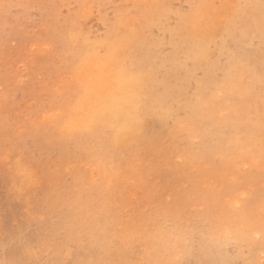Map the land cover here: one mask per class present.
Here are the masks:
<instances>
[{"label": "rangeland", "instance_id": "1", "mask_svg": "<svg viewBox=\"0 0 264 264\" xmlns=\"http://www.w3.org/2000/svg\"><path fill=\"white\" fill-rule=\"evenodd\" d=\"M220 11L222 15H214ZM223 14H227L226 20ZM120 15L124 16L120 18ZM193 18L205 22L192 26L189 20ZM215 18L221 20L217 22ZM127 19L128 21H125ZM212 19L214 23L211 25ZM229 20L232 21L231 24L228 23ZM131 27L135 28L133 31L136 33L129 38L131 41L128 43L131 46L128 43L122 46L120 53L111 60L116 68L111 63L108 69L110 71V67H113L116 69L114 71L111 68L114 72L106 69L104 72L109 80L110 76L107 74L115 73L119 62L126 56H130V61L142 66L145 76L148 77L145 81L151 85V92H146L148 95L143 93L147 98L144 97L142 110L146 108L152 119L149 121L150 125H144V131L136 134L138 138L128 135L123 138V144H120L118 135L110 136L105 131L106 127L112 125L105 119V122L101 123L103 119L94 118L87 126H81L79 119L73 118H79V109L90 99L85 101L88 95L83 81L80 80L83 77L78 78L82 76L79 72L83 66L79 64L86 58L90 59L96 50L89 44L92 41L89 38L94 42L96 39L112 46L113 39L126 32L130 34ZM263 27L264 0H0V261L8 260L12 264H120L123 260L124 264H140L150 259L155 261V258L156 261H169L176 255L177 250L187 247L183 264H264V227L260 216V210L264 207V88L261 87L264 85ZM87 30H91V34L84 33ZM215 31H219V34ZM83 35H87L85 37L90 41ZM82 38H85L86 43ZM80 40L82 42L79 43ZM70 41H73L72 44ZM44 42H48L47 45ZM45 45H50L51 48L45 49ZM88 48L92 49L90 53ZM99 52L103 55L104 50ZM238 58L243 66L247 64L243 72H239L234 66ZM63 69L69 70L66 72ZM219 73H223L220 74L221 77ZM226 73L230 75L227 84L224 83ZM61 80L64 82L61 83ZM106 89H109V86H102L99 92L102 94ZM178 101L180 102L177 104ZM152 107V110L149 109ZM96 122L101 125L98 126ZM66 125L71 129H67ZM28 161L31 162L28 163L30 166L26 165ZM68 164L71 165L70 169ZM65 165L68 170L64 169ZM17 167L27 168L29 174H32L30 178L25 180ZM37 169L41 173L38 174ZM260 181L263 184H260ZM111 196L114 198H110ZM98 217L102 219H97ZM84 220L86 221L83 222ZM229 231L233 233L231 242L224 237V233ZM70 232H74L73 235Z\"/></svg>", "mask_w": 264, "mask_h": 264}, {"label": "bare ground", "instance_id": "2", "mask_svg": "<svg viewBox=\"0 0 264 264\" xmlns=\"http://www.w3.org/2000/svg\"><path fill=\"white\" fill-rule=\"evenodd\" d=\"M230 1V0H229ZM240 1V0H239ZM109 2V1H108ZM133 2V1H132ZM136 2V1H135ZM144 2V1H143ZM149 2V1H148ZM153 2H154V0H153ZM167 2H169V1H167ZM171 2V1H170ZM233 2V1H232ZM253 2V1H252ZM127 3H128V1H127ZM216 3V2H215ZM219 3V2H218ZM222 3V2H221ZM126 4V3H125ZM150 4V3H149ZM220 4V3H219ZM244 4H245V2H244ZM84 5H85V3H84ZM129 5V4H128ZM137 5V4H136ZM214 5V4H213ZM226 5V4H225ZM232 5H233V3H232ZM232 5H230V6H232ZM249 5V4H248ZM132 6H133V4H132ZM134 6H135V4H134ZM150 6V5H149ZM230 6H229V8H230ZM239 6V5H238ZM128 7V6H127ZM137 6H135V8H136ZM250 7V6H249ZM125 8V7H124ZM124 8H123V10H124ZM228 8V7H227ZM229 8L227 9V11L229 10ZM121 9V8H120ZM138 9H140V8H138ZM219 10L221 9V8H218ZM234 9V8H233ZM239 9V8H238ZM214 10V9H213ZM250 10V9H249ZM130 11H132V10H130ZM130 11H128V12H130ZM153 11V10H152ZM151 11V12H152ZM232 11V9H230V12ZM199 12V11H198ZM209 12V11H208ZM212 12V11H211ZM215 12V11H214ZM214 12H212V13H214ZM222 11H220L218 14H214V15H219L220 13H221ZM249 12V11H248ZM116 13V12H115ZM120 13H121V10H120ZM140 13V12H139ZM142 13V12H141ZM164 13H165V11H164ZM241 13H242V11H241ZM244 13V12H243ZM125 14V13H124ZM143 14V13H142ZM150 14V13H149ZM230 14V13H229ZM228 14V15H229ZM237 14H238V12H237ZM240 14V13H239ZM116 15H117V13H116ZM199 15V14H198ZM212 15V14H211ZM220 15H222V13L220 14ZM219 15V16H220ZM224 15V14H223ZM232 15V14H231ZM230 15V16H231ZM234 15V14H233ZM122 16H124V15H120V18H122ZM142 16V15H141ZM153 16V15H152ZM205 16V15H204ZM218 16V17H219ZM226 16H227V14H226ZM225 15H224V19H225V17H226ZM235 16V15H234ZM238 16V15H237ZM248 16H249V13H248ZM74 17V16H73ZM110 17H112V16H110ZM117 17V16H116ZM130 17H131V15H130ZM151 17V16H150ZM198 17V16H197ZM196 17V18H197ZM213 17V16H212ZM211 17V18H212ZM240 17H241V15H240ZM123 18H125V17H123ZM127 18V17H126ZM125 18V19H126ZM230 18V17H229ZM228 18V19H229ZM247 18H249V17H247ZM108 19V18H107ZM116 19V18H115ZM115 19H114V22H115ZM129 19V18H128ZM128 19L127 20H125V21H128ZM134 20H135V18H133ZM152 19V18H151ZM198 19V18H197ZM207 19V18H206ZM205 19V20H206ZM214 19V18H213ZM213 19L210 21V22H212L213 21ZM216 19V18H215ZM240 19V18H239ZM73 20V19H72ZM220 20H221V18H220ZM220 20H217L216 19V21L218 22V21H220ZM226 20V19H225ZM243 20V19H242ZM120 21V20H119ZM118 21V22H119ZM130 21V20H129ZM133 21V20H132ZM145 21V20H144ZM73 22V21H72ZM135 22V21H134ZM146 22V21H145ZM243 22V21H242ZM209 23V22H208ZM214 22H212V23H210L211 25L213 24ZM216 23V22H215ZM241 23V22H240ZM243 23H245V22H243ZM77 25H78V23H76ZM75 24V25H76ZM217 24V23H216ZM216 24H214V25H216ZM219 24V23H218ZM217 24V25H218ZM225 24H226V22H225ZM257 24V23H256ZM106 25V24H105ZM112 25V24H111ZM201 25V24H200ZM203 25V24H202ZM216 25V26H217ZM220 25V24H219ZM140 26V25H139ZM204 26H205V24H204ZM227 26V25H226ZM255 26V25H254ZM258 26V25H257ZM126 27H128V25H126ZM207 27H208V25H207ZM219 27V26H218ZM260 27V26H259ZM70 28V27H69ZM76 28V27H75ZM129 28V27H128ZM134 28V27H133ZM133 28L131 27L130 28V30H131V33L130 34H128L127 32H126V34H124V35H122V34H120V37H116V36H114V37H116V39L114 40L113 39V41H112V39H111V41L112 42H114L115 41V43H112L111 42V44H113L112 46L111 45H109V43L107 44V43H104V42H98L99 40H96L95 39V42H94V40L93 39H91V38H89L90 40H92L91 42H89L90 40L89 39H87L85 36H87V35H83V37H85L86 38V40H88V42H89V44L90 45H92L94 48H96V50L95 51H93V55H92V57L90 58V59H88V58H86L85 59V61L82 63V59L80 60V63H82V64H79V63H77V65L79 64V66L80 65H83L82 66V70H81V68L79 69V70H81L80 72H79V74L80 75H82V76H78V78H80V77H83L82 79H80V80H82L83 81V83H84V85H85V87H86V93H87V95H88V97H84L86 100L85 101H87V99L88 98H90V99H88V101L87 102H85L84 104H83V106L81 107V109H79L80 111H78L77 113H78V116H79V118H77V117H74L73 119H79V121H78V123H79V125H81V126H87L91 121H93L94 120V118L95 119H105L106 120V122H109V123H111V124H113V123H118V124H120V125H125V122L127 121V124L125 125V127L123 128V130L121 131V133L118 135V141L120 140V144H123L122 142H123V138L125 137V136H128V135H132V136H137L136 134L137 133H139L141 130H143V128H144V125H146V124H148L149 123V121H150V119H152L151 117L152 116H149V114L146 112V108H144L143 110H141V113H140V116H139V118H138V122L137 123H135V124H133L132 123V121H131V119H130V117H129V113L132 111V105L130 104V103H126L125 101H128L129 100V98H130V96L133 94V93H135L136 95H139V96H142V97H145V95L144 94H146V95H148V93H146V92H151V85H150V83L148 84V82H146L145 81V79H147L148 77L147 76H143V78L140 80V81H138V82H136V83H133V84H128V83H125V82H123V81H121L120 79H119V77H118V71H119V65L117 66L118 67V69H117V71L115 72V73H110V74H107V75H109L110 77H113V78H110L109 77V80H107V78H106V73L104 72V70L106 69V71H109V69H108V66H110L111 65V63H112V61L111 60H113V57H115V56H117V54H119L120 53V51H121V48H122V46H124V45H126L127 43H128V41L130 40L129 38L130 37H133V36H135L136 35V33H135V31H133ZM138 28H140V27H138ZM200 28V27H199ZM210 28H212V26H210ZM264 28V27H263ZM66 29V28H65ZM70 29H73V28H70ZM135 29V28H134ZM214 29H215V27H214ZM219 29H221V28H219ZM224 28H222V30H223ZM237 29H239V27L237 28ZM75 30V29H74ZM73 30V31H74ZM84 30V29H83ZM193 30H195V29H193ZM210 30V29H209ZM208 30V31H209ZM216 31L218 30V29H215ZM243 30V29H242ZM248 30V29H247ZM254 30V29H253ZM71 31V30H70ZM78 31H80V29L78 30ZM91 30H87V31H83L84 33H86V32H88L87 34H91V33H89ZM196 31V30H195ZM204 31V30H203ZM207 31V32H208ZM213 31V30H212ZM215 31V32H216ZM250 31V30H249ZM252 31V30H251ZM111 32V31H110ZM184 32V31H183ZM189 32V31H188ZM197 32H199V31H197ZM202 32V30L200 31V33ZM219 32V31H218ZM218 32H216V34H219ZM75 33H76V31H75ZM205 33H206V31H205ZM242 33V32H241ZM73 34V33H72ZM108 34V33H107ZM202 34V33H201ZM208 34H209V32H208ZM210 34H211V30H210ZM214 34V33H213ZM257 34V33H256ZM65 35V34H64ZM110 35V34H109ZM118 35V34H117ZM189 35V34H188ZM200 35V34H199ZM220 35H221V33H220ZM225 35V34H224ZM245 35V34H244ZM74 36V35H73ZM89 36V35H88ZM103 36V35H102ZM203 36V35H202ZM209 36V38L211 37L210 35H208ZM226 36V35H225ZM236 36V35H235ZM249 36V35H248ZM113 37V38H114ZM205 37V36H204ZM245 37V36H244ZM85 38H82L81 40L82 41H84L85 42ZM94 38V37H93ZM138 38V36L137 37H135V39H137ZM223 38H225V37H223ZM52 39V38H51ZM55 39V38H54ZM68 39V38H67ZM75 39V38H74ZM84 39V40H83ZM247 39V38H246ZM37 40V39H36ZM46 40V39H45ZM69 40V39H68ZM72 40H73V38H72ZM77 40V39H76ZM79 41V43L80 42H82V41ZM100 40H102V39H100ZM132 40H133V38H132ZM231 40V39H230ZM236 40V39H235ZM250 40V39H249ZM249 40H248V42H249ZM35 41V40H34ZM33 41V42H34ZM47 41H50V40H47ZM67 41V40H66ZM74 41V40H73ZM72 41V42H73ZM110 41V40H109ZM131 41V40H130ZM212 41V40H211ZM36 42V41H35ZM34 42V44H36V43H38V42H36L35 43ZM55 42H56V40H55ZM71 42V41H70ZM72 42H71V44H72ZM107 42V41H106ZM210 42V41H209ZM217 42V41H216ZM226 42V41H225ZM231 42V41H230ZM239 42V41H238ZM252 42V41H251ZM47 43L48 42H44V44H46L47 45ZM54 43V42H53ZM66 43V42H65ZM75 43V42H74ZM86 43V42H85ZM130 43H132V42H130ZM212 43V42H211ZM255 43V42H254ZM257 43V42H256ZM259 43V42H258ZM40 44H42V43H40ZM44 44H42V45H44ZM64 44V43H63ZM89 44L87 45V46H89ZM129 44V43H128ZM135 44V43H134ZM195 44V43H194ZM207 44H209V43H207ZM206 44V45H207ZM227 44H228V42H227ZM46 45H45V49L47 48V47H49V48H51L50 47V45L49 46H47L46 47ZM130 45V44H129ZM129 45H127V46H129ZM228 45H230V44H228ZM233 45V44H232ZM242 45V44H241ZM253 45H255V44H253ZM79 46V45H78ZM127 46H125V47H127ZM131 46V45H130ZM208 46V45H207ZM224 46V45H223ZM249 46V45H248ZM54 47V46H53ZM61 47V46H60ZM65 47H66V45H65ZM80 47V46H79ZM193 47V46H192ZM206 46H204V48H205ZM226 47V46H225ZM238 47V46H237ZM38 48H39V46H38ZM43 48V47H42ZM48 48V49H49ZM57 48V47H56ZM55 48V49H56ZM59 48V47H58ZM208 48V47H207ZM210 48V47H209ZM218 48V47H217ZM235 48V47H234ZM240 48H241V46H240ZM264 48V47H263ZM262 48V49H263ZM47 49V50H48ZM65 49V48H64ZM79 49H81V47L79 48ZM89 49V48H88ZM101 49H103L104 50V53H103V55H101V52H99ZM124 49V48H123ZM127 49L128 48H126V50L125 51H127ZM230 49V48H229ZM228 49V50H229ZM247 49V48H246ZM43 50V49H42ZM73 50V49H72ZM90 50V49H89ZM238 50H239V47H238ZM249 50H250V48H249ZM59 51V50H58ZM70 51V50H69ZM92 51V49L89 51V53ZM223 51V50H222ZM231 51H233L232 49H231ZM235 51H237V50H235ZM31 52V51H30ZM29 52V53H30ZM38 52V51H37ZM51 52V51H50ZM63 52V51H62ZM66 52V51H65ZM95 52V53H94ZM123 52V51H122ZM213 51H211V53H212ZM33 53V52H32ZM46 53V52H45ZM54 53V52H53ZM69 53V52H68ZM209 53V52H208ZM235 53V52H234ZM240 53V52H239ZM47 54V53H46ZM50 54V53H49ZM67 54V53H66ZM215 54V53H214ZM213 54V55H214ZM218 54V53H217ZM223 54V53H222ZM221 54V55H222ZM41 55V54H40ZM61 55V54H60ZM65 55V54H64ZM70 55V54H69ZM72 55V54H71ZM126 55V54H125ZM124 55V56H125ZM211 55V54H210ZM248 55V54H247ZM262 55V54H261ZM49 56V55H48ZM73 56H74V53H73ZM78 56V55H77ZM223 56H224V54H223ZM226 56V55H225ZM229 56V55H228ZM227 56V57H228ZM233 56V55H232ZM37 57V56H36ZM35 57V58H36ZM43 57V56H42ZM41 57V58H42ZM44 57H46V55L44 56ZM58 57V56H57ZM68 57H71V56H68ZM67 57V58H68ZM130 57V56H129ZM237 57V56H236ZM34 58V57H33ZM34 58V59H35ZM72 58V57H71ZM79 58V57H78ZM226 58V57H225ZM229 58V57H228ZM235 57H233V59H234ZM43 59V58H42ZM41 59V60H42ZM118 60H120L119 58H117ZM223 59V58H222ZM32 60V59H31ZM46 60V59H45ZM68 60H69V58H68ZM154 60V59H153ZM209 60V59H208ZM229 60V59H228ZM235 60V59H234ZM250 60H252V59H250ZM62 61H63V59H62ZM75 61V60H74ZM230 61V60H229ZM64 62V61H63ZM77 62V61H76ZM204 62H206V61H204ZM29 63V62H28ZM33 63V62H32ZM31 63V64H32ZM45 63H46V61H45ZM228 63V62H227ZM232 63V62H231ZM248 63V62H247ZM52 64V63H51ZM55 64V63H54ZM57 64H58V62H57ZM63 64V63H62ZM72 64V63H71ZM73 64H74V62H73ZM113 64H115L114 62L112 63V66H113ZM255 64V63H254ZM253 64V65H254ZM28 64H26V66H27ZM48 65V64H47ZM68 65H69V63H68ZM117 65V64H116ZM223 65H225V64H223ZM231 65V64H230ZM245 65H247V64H245ZM243 66L242 65V63H241V60L238 58V59H236V61L234 62V66H235V68L240 72V71H242L243 72V70H244V67H246V66ZM32 66V65H31ZM37 66V65H36ZM51 66V65H50ZM75 66V65H74ZM78 66V67H79ZM43 67H44V65H43ZM53 67H54V65H53ZM62 67V66H61ZM68 67V66H67ZM73 67V66H72ZM113 67H115V66H113ZM113 67H110V71L111 72H114L115 70L113 69ZM219 67V66H218ZM232 67V69H233V66H231ZM230 67V68H231ZM25 68V67H24ZM111 68L114 70H111ZM116 68V67H115ZM223 68V67H222ZM253 68H255V67H253ZM26 69V68H25ZM24 69V70H25ZM29 69V68H28ZM72 69V68H71ZM108 69V70H107ZM224 69V68H223ZM43 70V69H42ZM49 70V69H48ZM57 69H55V71H56ZM64 70V69H63ZM66 70H69V69H66ZM66 70H64V71H66ZM73 70H75V69H73ZM94 70H96V71H94ZM148 70V69H147ZM210 70V69H209ZM212 70V69H211ZM215 70H217V69H215ZM218 70H219V68H218ZM26 71V70H25ZM31 71V70H30ZM109 71V72H110ZM191 71V70H190ZM4 72V71H3ZM24 72V71H23ZM22 72V73H23ZM67 72V71H66ZM78 72V71H77ZM84 72H86V73H84ZM214 72V71H213ZM233 72V71H232ZM44 73V72H43ZM61 73V72H60ZM63 73V72H62ZM71 73H73V72H71ZM97 73V74H96ZM156 73V72H155ZM198 73V72H197ZM209 73V72H208ZM10 74V73H9ZM18 74H19V72H18ZM17 74V75H18ZM39 74V73H38ZM51 74V73H50ZM74 74H76V72L74 73ZM78 74V73H77ZM115 74V75H114ZM185 74H187V73H185ZM194 74V73H193ZM220 74L221 73H219L218 75L220 76ZM223 74V73H222ZM221 74V75H222ZM232 74V73H231ZM254 74V73H253ZM11 75V74H10ZM63 75H64V73H63ZM69 75V74H68ZM151 75V74H150ZM195 75V74H194ZM203 75V74H202ZM209 75H211V74H209ZM236 75V74H235ZM247 75V74H246ZM22 76H23V74H22ZM26 76H27V74H26ZM43 76V75H42ZM41 76V77H42ZM45 76V75H44ZM55 76H56V74H55ZM214 76H216V73H215V75ZM18 77H19V75H18ZM51 77V76H50ZM152 77V76H151ZM154 77V76H153ZM189 77H190V74H189ZM195 77V76H194ZM200 77V76H199ZM221 77V76H220ZM229 77H230V75H229ZM258 77V76H257ZM15 78V77H14ZM66 78V77H65ZM72 78H74V76L72 77ZM188 78V77H187ZM202 78V77H201ZM204 78H206V77H204ZM212 78V77H211ZM218 78V77H217ZM260 77H258V79H259ZM23 79V78H22ZM112 79V80H111ZM190 79H192L191 77H190ZM213 79V78H212ZM215 79V78H214ZM167 80V79H166ZM203 80H205V79H203ZM251 80V79H250ZM12 81V80H11ZM32 81V80H31ZM51 81V80H50ZM183 81V80H182ZM192 81V80H191ZM215 81V80H214ZM221 81V80H220ZM8 82V81H7ZM20 82H21V80H20ZM26 82V81H25ZM64 82V81H63ZM62 82V80H61V83H63ZM67 82H69L68 80H67ZM74 82V81H73ZM184 82H186V80L184 81ZM183 82V83H184ZM15 83V82H14ZM174 83V82H173ZM179 83H180V81H179ZM202 83V82H201ZM205 83V82H204ZM222 83V82H221ZM225 83V82H224ZM255 83H256V81H255ZM57 84V83H56ZM160 84V83H159ZM189 84V83H188ZM206 84V83H205ZM204 84V85H205ZM242 84V83H241ZM14 85V84H13ZM40 85V84H39ZM63 85V84H62ZM180 85V84H179ZM185 85V84H184ZM213 85V84H212ZM211 85V86H212ZM218 85V84H217ZM245 85V84H244ZM248 85V84H247ZM56 86V85H55ZM58 86V85H57ZM56 86V87H57ZM69 86V85H68ZM79 86V85H78ZM102 86H103V88H108V86H109V89H106L105 90V92L104 93H100L99 91H100V89L102 88ZM158 86V85H157ZM167 86V85H166ZM221 86V85H220ZM16 87V86H15ZM40 87H42V86H40ZM64 87H65V85H64ZM187 87V86H186ZM201 87V86H200ZM208 87V86H207ZM249 87H250V85H249ZM262 88H264V85L263 86H261ZM18 88V87H17ZM54 88V87H53ZM169 88V87H168ZM173 88V87H172ZM177 88V87H176ZM211 88V87H210ZM215 88V87H214ZM245 88V87H244ZM247 88V87H246ZM252 88V87H251ZM55 89V88H54ZM95 89V90H94ZM178 89V88H177ZM201 89V88H200ZM199 89V90H200ZM216 89V88H215ZM218 89H220V87L218 88ZM221 89H222V86H221ZM255 89V88H254ZM20 90V89H19ZM31 90V89H30ZM206 90V89H205ZM204 90V91H205ZM217 90V89H216ZM232 90V89H231ZM242 90V89H241ZM33 91V90H32ZM80 91V90H79ZM203 91V92H204ZM251 91V90H250ZM145 92V93H144ZM193 92H195V91H193ZM205 92H207V91H205ZM205 92H204V94H205ZM228 92V91H227ZM241 92V91H240ZM246 92V91H245ZM256 92V91H255ZM26 93V92H25ZM99 93V94H98ZM144 93V94H143ZM174 93V92H173ZM216 93V92H215ZM248 93V92H247ZM46 94V93H45ZM67 94V93H66ZM187 94H189V93H187ZM187 94H185V95H187ZM203 94V95H204ZM222 94V93H221ZM239 94V93H238ZM178 95V94H177ZM193 95V94H192ZM210 95V94H209ZM261 95V94H260ZM49 96V95H48ZM70 96V95H69ZM72 96V95H71ZM80 96V95H79ZM92 96V97H91ZM153 96V95H152ZM190 96V95H189ZM222 96H224V94L222 95ZM237 96V95H236ZM78 97V96H77ZM82 97V96H81ZM82 97V98H83ZM173 97V96H172ZM171 97V98H172ZM210 97V96H209ZM226 97V96H225ZM240 97V96H239ZM145 98H147V97H145ZM179 98V97H178ZM183 98H184V96H183ZM201 98V97H200ZM211 98V97H210ZM217 98V97H216ZM48 99V98H47ZM56 99V98H55ZM54 99V100H55ZM74 99V98H73ZM159 99V98H158ZM173 99V98H172ZM218 99V98H217ZM216 99V100H217ZM260 99V98H259ZM10 100V99H9ZM186 100V99H185ZM189 100H190V98H189ZM194 100V99H193ZM197 100H198V98H197ZM197 100H196V102H197ZM206 100V99H205ZM252 100V99H251ZM31 101V100H30ZM43 101V100H42ZM155 101V100H154ZM153 101V102H154ZM199 101V100H198ZM211 101V100H210ZM213 101V100H212ZM237 101V100H236ZM83 102V101H82ZM81 102V103H82ZM180 101H178L177 102V104L179 103ZM186 101H184V103H185ZM190 102V101H189ZM203 102V101H202ZM218 102V101H217ZM11 103V102H10ZM25 103V102H24ZM176 103V102H175ZM182 103V102H181ZM26 104V103H25ZM24 104V105H25ZM33 104V103H32ZM173 104V103H172ZM189 104V103H188ZM227 104V103H226ZM29 105V104H28ZM71 105V104H70ZM74 105V104H73ZM162 105V104H161ZM183 105V104H182ZM182 105H181V107H182ZM212 105V104H211ZM221 105V104H220ZM14 106V105H13ZM67 106V105H66ZM81 106V105H80ZM172 106V105H171ZM205 106V105H204ZM250 106V105H249ZM248 106V107H249ZM254 106V105H253ZM16 107V106H15ZM38 107V106H37ZM176 107H178V105L176 106ZM184 107V106H183ZM190 107V106H189ZM214 107V106H213ZM216 107V106H215ZM226 107V106H225ZM238 107V106H237ZM23 108V107H22ZM72 108V107H71ZM155 108V107H154ZM169 108H171V107H169ZM185 108V107H184ZM202 108V107H201ZM220 108H222V107H220ZM254 108V107H253ZM12 109V108H11ZM149 109H153V107L152 108H149ZM179 109V108H178ZM191 109V108H190ZM216 109V108H215ZM157 110V109H156ZM155 110V111H156ZM174 110V109H173ZM184 110V109H183ZM198 111H199V109H197ZM224 110V109H223ZM228 110H229V108H228ZM240 110V109H239ZM8 111V110H7ZM69 111V110H68ZM170 111V110H169ZM177 111V110H176ZM190 111V110H189ZM221 111V110H220ZM39 112V111H38ZM43 112V111H42ZM55 112V111H54ZM157 112H158V110H157ZM193 112H194V110H193ZM71 113V112H70ZM150 113H152L151 111H150ZM154 113V112H153ZM171 113V112H170ZM173 113H175V112H173ZM178 113V112H177ZM247 113V112H246ZM12 114V113H11ZM31 114V113H30ZM50 114V113H49ZM57 114V113H56ZM157 114V113H156ZM176 114V113H175ZM221 114V113H220ZM236 114V113H235ZM240 114V113H239ZM9 115V114H8ZM14 115V114H13ZM158 115H159V112H158ZM205 115H206V113H205ZM251 115V114H250ZM11 116V115H10ZM34 116V115H33ZM47 116V115H46ZM54 116V115H53ZM162 116V115H161ZM166 116V115H165ZM178 116V115H177ZM177 116H175V117H177ZM229 116V115H228ZM245 116V115H244ZM180 117V116H179ZM224 118V117H223ZM26 119V118H25ZM71 119H72V117H71ZM174 119H176V118H174ZM194 119V118H193ZM192 119V120H193ZM215 119V118H214ZM243 119V118H242ZM18 120V119H17ZM101 121V123H104L105 122V120L104 121ZM163 120V119H162ZM170 120V119H169ZM168 120V121H169ZM201 120V119H200ZM207 120V119H206ZM232 120V119H231ZM249 120H250V118H249ZM76 121V120H75ZM100 121V120H99ZM175 121V120H174ZM173 121V122H174ZM213 121V120H212ZM151 122V121H150ZM164 122V121H163ZM162 122V123H163ZM177 122V121H176ZM175 122V123H176ZM184 122V121H183ZM210 122V121H209ZM256 122V121H255ZM2 123V122H1ZM67 123V122H66ZM70 123H71V120H70ZM101 123H99V122H96V124L99 126V124L101 125ZM169 123H170V121H169ZM196 123H197V121H196ZM227 123V122H226ZM38 124V123H37ZM40 124V123H39ZM69 124V123H68ZM73 124V123H72ZM93 125H94V123H92ZM95 124V125H96ZM154 124H156V123H154ZM153 124V125H154ZM199 124V123H198ZM201 124V123H200ZM233 124V123H232ZM251 124H252V122H251ZM19 125V124H18ZM26 125V124H25ZM64 125V124H63ZM96 125V126H97ZM149 125H150V123H149ZM173 125H174V123H173ZM181 125V124H180ZM222 125H223V123H222ZM226 125V124H225ZM69 126V125H68ZM67 125H66V128L68 127ZM70 126H71V124H70ZM77 126V125H76ZM92 126V125H91ZM96 126H93V128H95ZM155 126V125H154ZM158 126H160V124L158 125ZM184 126V125H183ZM229 126V125H228ZM227 126V127H228ZM8 127V126H7ZM11 127V126H10ZM20 127H22V126H20ZM38 127V126H37ZM72 127V126H71ZM78 127V126H77ZM103 127V126H102ZM166 127H168V126H166ZM165 127V128H166ZM179 127V126H178ZM182 127V126H181ZM234 127V126H233ZM17 128H18V126H17ZM64 128V127H63ZM65 128V129H66ZM70 127H68L67 129H69ZM74 128V127H73ZM76 128V127H75ZM83 128V127H82ZM87 128V127H86ZM164 128V127H163ZM223 128V127H222ZM251 128V127H250ZM1 129V128H0ZM65 129H64V131H65ZM71 129V128H70ZM69 129V130H70ZM87 129H90V128H87ZM92 129V128H91ZM145 129V128H144ZM178 129V128H177ZM180 129V128H179ZM204 129V128H203ZM202 129V130H203ZM218 129V128H217ZM24 130V129H23ZM38 130V129H37ZM58 130V129H57ZM79 130V129H78ZM97 130V129H96ZM175 130H176V128H175ZM201 130V129H200ZM214 130V129H213ZM252 130V129H251ZM17 131V130H16ZM39 131V130H38ZM144 131V130H143ZM179 131V130H178ZM218 131V130H217ZM49 132V131H48ZM68 132H70V131H68ZM166 132V131H165ZM183 132V131H182ZM216 132V131H215ZM24 133V132H23ZM100 133H102V132H100ZM104 134H105V132H103ZM102 133V134H103ZM142 133V132H141ZM144 133V132H143ZM142 133V134H143ZM181 133V132H180ZM232 133H234V132H232ZM66 134V133H65ZM69 134V133H68ZM158 134V133H157ZM170 134H171V132H170ZM183 134H184V132H183ZM196 134V133H195ZM204 134V133H203ZM236 134H238V133H236ZM85 135V134H84ZM138 135H141V134H138ZM178 135V134H177ZM212 135V134H211ZM62 136V135H61ZM60 136V137H61ZM69 136V135H68ZM158 136V135H157ZM184 136V135H183ZM187 136V135H186ZM203 136V135H202ZM237 136V135H236ZM6 137V136H5ZM90 137V136H89ZM94 137H95V135H94ZM99 137V136H98ZM193 137V136H192ZM86 138V137H85ZM90 138H92V137H90ZM136 138H138V136L136 137ZM141 138V137H140ZM213 138V137H212ZM255 138V137H254ZM44 139H46V138H44ZM50 139V138H49ZM75 139H76V137H75ZM188 139H190V138H188ZM28 140V139H27ZM48 140V139H47ZM82 140V139H81ZM88 140V139H87ZM92 140V139H91ZM134 140V139H133ZM136 140V139H135ZM157 140V139H156ZM159 140V139H158ZM183 140V139H182ZM196 140V139H195ZM206 140V139H205ZM204 140V141H205ZM79 141H80V139H79ZM95 141V140H94ZM96 141H98V140H96ZM137 141V140H136ZM175 141V140H174ZM191 141V140H190ZM234 141V140H233ZM5 142V141H4ZM74 142V141H73ZM125 143L126 142H129V141H124ZM186 142V141H185ZM188 142V141H187ZM88 143H89V141H88ZM132 143V142H131ZM137 143V142H136ZM157 143V142H156ZM207 143V142H206ZM19 144H20V141H19ZM130 144V143H129ZM208 144V143H207ZM212 144H213V142H212ZM75 145H76V140H75ZM89 145V144H88ZM92 145V144H91ZM133 145V144H132ZM144 145V144H143ZM181 145V144H180ZM208 145H210V144H208ZM262 145V144H261ZM80 146V145H79ZM97 146V145H96ZM121 146V145H120ZM129 146H131V145H129ZM128 146V147H129ZM145 146V145H144ZM167 146V145H166ZM204 146V145H203ZM247 146V145H246ZM80 147H82V146H80ZM93 147H94V143H93ZM121 147H124V146H121ZM194 147V146H193ZM243 147V146H242ZM33 148V147H32ZM59 148V147H58ZM82 148H84V147H82ZM88 148V147H87ZM118 148V147H117ZM164 148V147H163ZM209 148V147H208ZM263 148V147H262ZM91 149V148H90ZM110 149V148H109ZM168 149V148H167ZM194 149V148H193ZM192 149V150H193ZM33 150H34V148H33ZM56 150V149H55ZM94 150V149H93ZM114 150V149H113ZM130 150V149H129ZM147 150H148V148H147ZM146 150V151H147ZM28 151V150H27ZM50 151V150H49ZM52 151V150H51ZM60 151V150H59ZM97 151V150H96ZM111 151V150H110ZM116 151V150H115ZM114 151V152H115ZM122 151V150H121ZM120 151V152H121ZM187 151V150H186ZM246 151V150H245ZM254 151V150H253ZM54 152V151H53ZM79 152H81V151H79ZM101 152V151H100ZM137 152V151H136ZM252 152V151H251ZM72 153V152H71ZM111 153H112V151H111ZM125 153V152H124ZM123 153V154H124ZM211 153V152H210ZM209 153V154H210ZM229 153V152H228ZM263 153V152H262ZM76 154V153H75ZM91 154V153H90ZM93 154V153H92ZM91 154V155H92ZM97 154V153H96ZM114 154V153H113ZM181 154H183V153H181ZM230 154V153H229ZM256 154V153H255ZM85 155V154H84ZM124 155H128V153H126V154H124ZM147 155V154H146ZM260 155V154H259ZM258 155V156H259ZM42 156H43V154H42ZM63 156V155H62ZM226 156V155H225ZM247 156V155H246ZM54 157V156H53ZM87 157V156H86ZM92 157V156H91ZM102 157H103V154H102ZM119 157V156H118ZM122 157H124L123 155H122ZM126 157V156H125ZM179 157V156H178ZM190 157H191V155H190ZM190 157H188V158H190ZM232 157V156H231ZM236 157V156H235ZM252 157V156H251ZM260 157H262V156H260ZM29 158V157H28ZM93 158V157H92ZM199 158V157H198ZM249 158V157H248ZM17 159V158H16ZM60 159V158H59ZM62 159V158H61ZM70 159H71V157H70ZM73 159V158H72ZM85 159V158H84ZM88 159V158H87ZM95 159V158H94ZM93 159V160H94ZM97 159V158H96ZM112 159V158H111ZM124 159V158H123ZM231 159V158H230ZM54 160V159H53ZM56 160V159H55ZM98 160V159H97ZM103 160H105V159H103ZM114 160V159H113ZM116 160H118V159H116ZM229 160V159H228ZM247 160V159H246ZM249 160V159H248ZM20 161V160H19ZM89 161V160H88ZM162 161V160H161ZM174 161V160H173ZM242 161V160H241ZM23 162V161H22ZM53 162V161H52ZM58 162V161H57ZM60 162V161H59ZM68 162V161H67ZM80 162V161H79ZM96 162V161H95ZM102 162V161H101ZM115 162H117V161H115ZM235 162V161H234ZM233 162V163H234ZM237 162V161H236ZM240 162V161H239ZM246 162V161H245ZM249 162V161H248ZM252 162V161H251ZM28 163H31V162H27V166H30ZM89 163H90V161H89ZM109 163H110V161H109ZM232 163V162H231ZM232 163V164H233ZM258 163V162H257ZM261 163H263V162H261ZM22 164V163H21ZM48 164V163H47ZM93 164V163H92ZM98 164H99V162H98ZM155 164H156V162H155ZM25 165V164H24ZM23 165V166H24ZM69 165V164H68ZM119 165V164H118ZM117 165V166H118ZM121 165V164H120ZM119 165V166H120ZM237 165V164H236ZM251 165V164H250ZM21 166V165H20ZM51 166V165H50ZM52 166H54L53 164H52ZM154 166V165H153ZM183 166V165H182ZM26 167V166H25ZM39 167V166H38ZM37 167V168H38ZM57 167V166H56ZM79 167V166H78ZM85 167V166H84ZM100 167H101V165H100ZM114 167V166H113ZM168 167V166H167ZM171 167V166H170ZM184 167V166H183ZM192 167V166H191ZM217 167V166H216ZM32 168H34V167H32ZM45 168V167H44ZM48 168H50V167H48ZM63 168V167H62ZM66 168V170H68V169H70L71 168V165H69V168L67 169V166L65 165V167H64V169ZM87 168V167H86ZM111 168V167H110ZM193 168H195V167H193ZM204 168V167H203ZM234 168V167H233ZM245 168V167H244ZM10 169V168H9ZM13 169V168H12ZM18 169H20V172L23 174V176L25 177H23L25 180H28L29 178H30V175H32V174H29V172L27 171V168L26 169H24V168H22V167H20V168H18L17 167V170ZM40 169V168H39ZM63 169V170H64ZM82 169V168H81ZM88 169V168H87ZM90 169V168H89ZM101 169V168H100ZM105 169V168H104ZM117 169V168H116ZM217 169H219V168H217ZM29 170V169H28ZM55 170V169H54ZM58 170V169H57ZM72 170V169H71ZM148 170V169H147ZM195 170V169H194ZM248 170V169H247ZM11 171V170H10ZM37 172H38V169L36 170ZM35 171V172H36ZM102 171V170H101ZM108 171V170H107ZM112 171V170H111ZM121 171V170H120ZM183 171V170H182ZM192 171V170H191ZM201 171H203V170H201ZM238 171H240V170H238ZM33 172V171H32ZM32 172H30V173H32ZM35 172H34V174H35ZM59 172V171H58ZM62 172V171H61ZM71 172V171H70ZM77 172H78V170H77ZM85 172V171H84ZM91 172V171H90ZM110 172V171H109ZM168 172V171H167ZM188 172H190V171H188ZM213 172V171H212ZM211 172V173H212ZM10 173V172H9ZM39 173H41V172H38V174ZM73 173V172H72ZM87 173V172H86ZM209 173H210V171H209ZM11 174V173H10ZM33 174V175H34ZM67 174V173H66ZM93 174V173H92ZM116 174V173H115ZM192 174H193V172H192ZM199 174H200V171H199ZM248 174V173H247ZM250 174V173H249ZM36 175V174H35ZM44 175V174H43ZM72 175V174H71ZM20 176V175H19ZM53 176V175H52ZM52 176H51V178H52ZM60 176V175H59ZM96 176V175H95ZM100 176V175H99ZM117 176V175H116ZM121 176V174L119 175V177ZM131 176V175H130ZM181 176V175H180ZM21 177V176H20ZM55 177H57V176H55ZM66 177V176H65ZM84 177V176H83ZM90 177V176H89ZM176 177V176H175ZM207 177V176H206ZM115 178V177H114ZM210 178V177H209ZM225 178H227V177H225ZM20 179V178H19ZM44 179V178H43ZM70 179V178H69ZM75 179V178H74ZM73 179V180H74ZM96 179V178H95ZM113 179V178H112ZM120 179V178H119ZM128 179V178H127ZM193 179V178H192ZM196 179V178H195ZM201 179V178H200ZM219 179V178H218ZM232 180H233V178H231ZM22 180V179H21ZM55 180V179H54ZM62 180V179H61ZM66 180V179H65ZM139 180V179H138ZM138 180H135V181H138ZM227 180H228V178H227ZM238 180V179H237ZM258 180V179H257ZM261 180V179H260ZM16 181V180H15ZM24 181V180H23ZM44 181V180H43ZM75 181H77L76 179H75ZM109 181V180H108ZM111 181V180H110ZM224 181V180H223ZM229 181V180H228ZM249 181H250V178H249ZM248 181V182H249ZM254 181V180H253ZM25 182V181H24ZM101 182V181H100ZM133 182V181H132ZM131 182V183H132ZM174 182V181H173ZM259 182V181H258ZM17 183V182H16ZM26 183V182H25ZM41 183V182H40ZM58 183H60V181L58 182ZM62 183V182H61ZM83 183V182H82ZM202 183H203V181H202ZM224 183V182H223ZM234 183V182H233ZM262 182L260 181V184H261ZM15 184V183H14ZM18 184V183H17ZM49 184V183H48ZM73 184V183H72ZM91 184H93V183H91ZM95 184V183H94ZM111 184V183H110ZM109 184V185H110ZM163 184V183H162ZM162 184H160V185H162ZM169 184H170V182H169ZM172 184V183H171ZM220 184H222V183H220ZM219 184V185H220ZM263 184V183H262ZM47 185V184H46ZM61 185V184H60ZM67 185V184H66ZM74 185V184H73ZM107 185H108V183H107ZM139 185V184H138ZM180 185H182V184H180ZM19 186V185H18ZM47 186H49V185H47ZM122 186V185H121ZM195 186V185H194ZM243 186V185H242ZM20 187V186H19ZM29 187V186H28ZM46 187V186H45ZM78 187H81V186H79L78 185ZM114 187V186H113ZM146 187V186H145ZM148 187V186H147ZM164 187V186H163ZM166 187V186H165ZM185 187V186H184ZM191 187V186H190ZM193 187V186H192ZM14 188H15V186H14ZM32 188V187H31ZM64 188V187H63ZM111 188V187H110ZM130 188V187H129ZM133 187H131V189H132ZM171 188V187H170ZM195 188V187H194ZM208 188V187H207ZM247 188V187H246ZM250 188V187H249ZM248 188V189H249ZM16 189V188H15ZM77 189V188H76ZM91 189H93V188H91ZM112 190H113V188H111ZM115 189V188H114ZM168 189V188H167ZM166 189V190H167ZM186 189H187V187H186ZM192 189V188H191ZM224 189V188H223ZM19 190H21V189H19ZM18 190V191H19ZM32 190V189H31ZM35 190V189H34ZM41 190V189H40ZM60 190V189H59ZM62 190V189H61ZM81 190V189H80ZM150 190V189H149ZM188 190V189H187ZM236 190H237V188H236ZM235 190V191H236ZM247 190V189H246ZM254 190H255V188H254ZM25 191V190H24ZM45 191H46V189H45ZM50 191V190H49ZM54 191V190H53ZM74 191V190H73ZM118 191V190H117ZM165 191V190H164ZM163 191V192H164ZM192 191H194V190H192ZM26 192H27V190H26ZM33 192V191H32ZM41 192V191H40ZM44 192V191H43ZM55 192V191H54ZM79 192V191H78ZM100 192V191H99ZM107 192V191H106ZM111 192V191H110ZM121 192V191H120ZM124 192V191H123ZM184 192H186V191H184ZM220 192H222V191H220ZM23 193H25V192H23ZM38 193V192H37ZM236 193V192H235ZM251 193V192H250ZM250 193H249V195H250ZM62 194V193H61ZM102 194V193H101ZM108 194H109V192H108ZM111 194V193H110ZM122 194V193H121ZM140 194H142V192H140ZM145 194V193H144ZM176 194V193H175ZM226 194H227V192H226ZM231 194V193H230ZM253 194V193H252ZM255 194V193H254ZM33 195V194H32ZM41 195V194H40ZM49 194H47V196H48ZM57 195V194H56ZM67 195H68V193H67ZM74 195V194H73ZM79 195V194H78ZM88 195V194H87ZM122 195H124V194H122ZM133 195V194H132ZM132 195H130V196H132ZM146 195H148V194H146ZM181 195H183V194H181ZM196 195V194H195ZM194 195V196H195ZM256 195V194H255ZM26 196H29V195H27L26 194ZM25 196V197H26ZM37 196H38V194H37ZM46 196V195H45ZM58 196V195H57ZM69 196H70V194H69ZM130 196L129 197H127V199L128 198H130ZM141 196V195H140ZM143 196V195H142ZM176 196H177V194H176ZM211 196V195H210ZM209 196V197H210ZM223 196V195H222ZM247 196H248V194H247ZM43 197V196H42ZM52 197V196H51ZM59 197V196H58ZM76 197V196H75ZM83 197V196H82ZM81 197V198H82ZM102 197V196H101ZM121 197V196H120ZM125 197V196H124ZM123 197V198H124ZM166 197V196H165ZM175 197V196H174ZM178 197V196H177ZM181 197V196H180ZM56 199H57V197H55ZM71 198V197H70ZM73 198H74V196H73ZM89 198V197H88ZM92 198V197H91ZM103 198V197H102ZM110 198H114V197H110ZM132 198V197H131ZM185 198V197H184ZM189 198V197H188ZM193 198H195V197H193ZM192 198V199H193ZM24 199V198H23ZM27 199V198H26ZM49 199V198H48ZM54 199V198H53ZM60 199V198H59ZM84 199V198H83ZM90 199V198H89ZM107 200H108V198H106ZM120 199V198H119ZM118 199V200H119ZM135 199V198H134ZM145 199V198H144ZM166 199V198H165ZM42 200V199H41ZM46 200V199H45ZM72 200V199H71ZM74 200V199H73ZM75 200H76V198H75ZM95 200V199H94ZM111 200V202H112V199H110ZM181 200V199H180ZM225 200V199H224ZM25 201V200H24ZM27 201V200H26ZM46 201H48V200H46ZM148 201V200H147ZM167 201V200H166ZM216 201V200H215ZM41 202V201H40ZM39 202V203H40ZM78 202V201H77ZM82 202H83V200H82ZM85 203H87V201H84ZM104 202H105V200H104ZM114 202V201H113ZM174 202V201H173ZM226 202V201H225ZM262 202V201H261ZM30 203V202H29ZM57 203H58V200H57ZM76 203V202H75ZM96 203V202H95ZM98 203V202H97ZM136 203V202H135ZM164 203V202H163ZM162 203V204H163ZM72 204V203H71ZM84 204V203H83ZM89 204V203H88ZM104 204V203H103ZM124 204V203H123ZM126 204H127V202H126ZM180 204H181V202H180ZM190 204H192V203H190ZM81 205V204H80ZM113 205H115V203L113 204ZM112 205V206H113ZM176 205V204H175ZM50 206V205H49ZM54 206V205H53ZM62 206V205H61ZM60 206V207H61ZM69 206V205H68ZM71 206V205H70ZM83 206V205H82ZM105 206H107V205H105ZM139 206V205H138ZM151 206V205H150ZM163 206V205H162ZM168 206V205H167ZM178 206V205H177ZM207 206V205H206ZM205 206V207H206ZM230 206V205H229ZM264 206V205H263ZM33 207V206H32ZM47 207V206H46ZM65 207V206H64ZM89 207V206H88ZM108 207V206H107ZM117 207V206H116ZM119 207V206H118ZM124 207H125V205H124ZM164 207V206H163ZM34 208V207H33ZM41 208V207H40ZM45 208V207H44ZM50 208H51V206H50ZM49 208V209H50ZM57 208V207H56ZM56 208H55V210H56ZM97 208V207H96ZM115 208V207H114ZM113 208V209H114ZM170 208V207H169ZM37 209H38V207H37ZM60 209V208H59ZM67 209V208H66ZM79 209V208H78ZM90 209V208H89ZM93 209V208H92ZM108 209H109V207H108ZM116 209V208H115ZM145 209V208H144ZM155 209V208H154ZM164 209V208H163ZM54 210V211H55ZM70 210V212H71V209H69ZM156 210V209H155ZM30 211H32V210H30ZM47 211H49V210H47ZM58 211V210H57ZM80 211V210H79ZM84 211V210H83ZM86 211V210H85ZM112 211V210H111ZM110 211V212H111ZM179 211V210H178ZM33 213L35 212V211H32ZM39 212H42V211H39ZM46 212V211H45ZM87 212V211H86ZM102 212V211H101ZM115 212V211H114ZM209 212V211H208ZM51 213V212H50ZM49 213V214H50ZM59 213V212H58ZM72 213V212H71ZM88 213V212H87ZM87 213H86V215H87ZM100 213V212H99ZM44 214V213H43ZM48 214V215H49ZM61 214V213H60ZM96 214V213H95ZM111 214V213H110ZM229 214V213H228ZM36 215V214H35ZM80 215V214H79ZM85 215V214H84ZM83 215V216H84ZM99 215V214H98ZM115 214H113V217H115L114 216ZM57 216V215H56ZM59 216V215H58ZM72 216V215H71ZM82 216V217H83ZM92 216V215H91ZM96 216H97V214H96ZM32 217V216H31ZM41 217V216H40ZM69 217V216H68ZM81 217V216H80ZM87 217V216H86ZM90 217V216H89ZM103 217V216H102ZM117 217H119V216H117ZM34 218V217H33ZM32 218V219H33ZM37 218H38V216H37ZM49 218V217H48ZM53 218V217H52ZM99 218H101V217H98L97 219H99ZM109 218V217H108ZM116 218V217H115ZM102 219V218H101ZM100 219V220H101ZM118 219H120V218H118ZM40 220V219H39ZM48 220V219H47ZM87 220V219H86ZM86 220H84L83 222H85ZM99 220V221H100ZM103 220H105L104 218H103ZM113 220V219H112ZM232 220V219H231ZM36 221H37V219H36ZM55 221V220H54ZM61 221V220H60ZM64 221H66V220H64ZM82 221V220H81ZM98 221V222H99ZM106 221V220H105ZM111 221V220H110ZM114 221V220H113ZM229 221V220H228ZM40 222V221H39ZM69 223H70V221H68ZM78 222V221H77ZM80 222V221H79ZM90 222V221H89ZM89 222H88V225H89ZM115 222V221H114ZM174 222V221H173ZM222 222V221H221ZM53 223V222H52ZM51 223V224H52ZM59 223V222H58ZM68 223V224H69ZM101 223H102V221H101ZM106 223V222H105ZM110 223V222H109ZM39 224V223H38ZM54 224H55V222H54ZM67 224V223H66ZM72 224V223H71ZM75 224V223H74ZM173 224V223H172ZM46 225V224H45ZM56 225V224H55ZM61 225V224H60ZM85 225V224H84ZM92 225V224H91ZM94 225V224H93ZM92 225V226H93ZM109 225V224H108ZM61 226H63V224L61 225ZM101 226V225H100ZM99 226V227H100ZM112 226V225H111ZM60 227V226H59ZM85 227V226H84ZM99 227H97V228H99ZM102 227H104V226H102ZM106 227V226H105ZM167 227V226H166ZM53 228V227H52ZM111 228V227H110ZM116 228V227H115ZM152 229L154 228V227H151ZM170 228V227H169ZM38 229H39V226H38ZM37 229V230H38ZM45 229V228H44ZM58 229H60L61 230V228H58ZM82 229V228H81ZM100 229V228H99ZM55 230H57V229H55ZM65 230V229H64ZM69 230V229H68ZM94 230H95V228H94ZM97 230V229H96ZM105 230H106V228H105ZM105 230H104V235H105ZM109 230V229H108ZM122 230V229H121ZM46 231V230H45ZM49 231V230H48ZM76 231V230H75ZM107 231V230H106ZM31 232V231H30ZM54 232V231H53ZM56 232V231H55ZM95 232H97V231H95ZM102 232V231H101ZM121 232V231H120ZM119 232V233H120ZM249 232V231H248ZM37 233V232H36ZM47 233V232H46ZM61 233V232H60ZM63 233V232H62ZM68 233V232H67ZM74 233V232H73ZM73 233L71 234V232H70V234L71 235H73ZM77 233V232H76ZM75 233V234H76ZM91 233H92V231H91ZM115 233V232H114ZM34 234V233H33ZM49 234V233H48ZM54 234V233H53ZM80 234V233H79ZM78 234V235H79ZM94 234H96V233H94ZM262 234V233H261ZM28 235H29V233H28ZM31 235V234H30ZM64 235H66V234H64ZM86 235H87V233H86ZM252 235V234H251ZM54 236V235H53ZM57 236V235H56ZM62 235L60 234V237H61ZM77 236V235H76ZM96 236V235H95ZM97 236H98V233H97ZM96 236V237H97ZM109 236H110V234H109ZM108 236V237H109ZM66 237V236H65ZM69 237V236H68ZM75 237V236H74ZM81 237V236H80ZM80 237H77V238H80ZM99 237V236H98ZM106 237H107V235H106ZM113 237V236H112ZM138 237V236H137ZM141 237V236H140ZM67 238V237H66ZM65 238V239H66ZM169 238V237H168ZM61 239H62V237H61ZM68 239V238H67ZM75 239V238H74ZM93 239V238H92ZM98 239H100V238H98ZM97 239V240H98ZM130 239V238H129ZM132 239V238H131ZM140 239H142V238H140ZM185 239V238H184ZM79 240V239H78ZM95 240H96V238H95ZM121 240V239H120ZM157 240V239H156ZM186 240V239H185ZM72 242L74 241L73 239L71 240ZM84 241V240H83ZM108 241H109V239H108ZM112 241H113V239H112ZM158 241V240H157ZM84 242H86V241H84ZM83 242V243H84ZM89 242V241H88ZM88 242H87V244H88ZM183 242H185V241H183ZM187 242H188V240H187ZM56 243V242H55ZM82 243V242H81ZM109 243V242H108ZM113 243V242H112ZM186 243V242H185ZM195 243V242H194ZM193 243V244H194ZM237 243V242H236ZM54 244V243H53ZM66 244V243H65ZM71 244V243H70ZM69 244V245H70ZM85 244V243H84ZM101 244V243H100ZM107 244V243H106ZM137 244V243H136ZM149 244V243H148ZM187 244V243H186ZM73 245V244H72ZM78 245V244H77ZM81 245H83V244H81ZM116 245V244H115ZM114 245V246H115ZM133 245V244H132ZM253 245V244H252ZM61 246V245H60ZM68 246V245H67ZM53 247H54V249H55V245H53ZM78 247H82V246H78ZM85 247V246H84ZM116 247V246H115ZM131 247V246H130ZM91 248V247H90ZM108 248H110V247H108ZM156 248H157V246H156ZM234 248H236V247H234ZM67 249V248H66ZM70 249H72V248H70ZM69 249V250H70ZM76 249H78V248H76ZM89 249V248H88ZM101 249V248H100ZM104 250H106L105 248H103ZM124 249H125V247H124ZM228 249H230V248H228ZM68 250V251H69ZM82 250V249H81ZM111 250V249H110ZM160 250V249H159ZM53 250H51V252H52ZM64 251H65V249H64ZM72 251V250H71ZM76 251H78V250H76ZM102 251V250H101ZM152 251V250H151ZM82 252H84V249H83V251ZM104 252V251H103ZM114 252V251H113ZM234 252H236V251H234ZM249 252V251H248ZM74 253H75V251H74ZM112 253V252H111ZM111 253H109V254H111ZM119 253H120V251H119ZM161 253V252H160ZM66 254H67V252H66ZM71 254V253H70ZM88 254V253H87ZM86 254V255H87ZM103 254V253H102ZM152 254V253H151ZM151 254H149V255H151ZM162 254V253H161ZM69 255V254H68ZM79 255H80V253H79ZM104 255H105V253H104ZM121 255V254H120ZM160 255V254H159ZM54 256H56V255H54ZM65 256V255H64ZM63 256V257H64ZM72 256V255H71ZM74 256H76V255H74ZM81 256V255H80ZM79 256V257H80ZM82 256H83V253H82ZM90 256V255H89ZM95 256V255H94ZM103 256V255H102ZM108 256V255H107ZM110 256V255H109ZM124 256V255H123ZM73 257V256H72ZM71 257V258H72ZM106 257V256H105ZM150 257V256H149ZM157 257V256H156ZM216 257H218V256H216ZM220 258V257H219ZM237 258V257H236ZM60 259V258H59ZM64 259V258H63ZM79 259V258H78ZM81 259V258H80ZM121 259V258H120ZM69 260V259H68ZM86 260H89V259H86ZM102 261H103V259H101ZM125 260V259H124ZM150 260H152V259H150ZM157 259L155 258V261H156ZM111 261V260H110ZM123 261V260H122ZM121 261V262H122ZM134 261V260H133ZM136 261V260H135ZM143 261V260H142ZM167 261V260H166ZM165 261V262H166ZM240 261V260H239ZM89 262H91V263H93L92 261H89ZM101 262V261H100ZM121 262H120V264H121ZM137 262V261H136ZM164 262V261H163ZM186 262V261H185ZM76 263V262H75ZM115 263V262H114ZM113 263V264H114ZM125 263H127V262H125ZM135 263V262H134ZM189 263V262H188ZM112 264V263H111ZM122 264H124L123 262H122ZM239 264V263H238Z\"/></svg>", "mask_w": 264, "mask_h": 264}, {"label": "snow or ice", "instance_id": "3", "mask_svg": "<svg viewBox=\"0 0 264 264\" xmlns=\"http://www.w3.org/2000/svg\"><path fill=\"white\" fill-rule=\"evenodd\" d=\"M205 21L197 20L195 18L189 20V24L192 26H195L197 23H204ZM231 20L228 21L229 24H231ZM262 39H264V34H262ZM145 75V69L142 66L137 65L135 62L130 61L129 57H124L123 60L119 62V71H118V77L121 81L133 84L138 81H140L143 76ZM225 84L229 81V73H226L224 76ZM262 84H264V77H262ZM144 100L145 98L139 95H136L133 93L128 101H125L126 103H130L132 105V111L129 113V117L133 124L138 122V118L140 116L141 110L144 107ZM127 124V121L125 122V125ZM125 125H120L118 123H113L110 127H106L105 131L108 133V135H119ZM260 216H261V224L262 227H264V207L260 210ZM224 237L228 242H231L233 239V233L232 232H225ZM187 247H185L182 250H177L176 255L167 262L162 261H152L148 260L146 262H140V264H183V257L187 254ZM0 264H12V262L8 260L0 261Z\"/></svg>", "mask_w": 264, "mask_h": 264}]
</instances>
